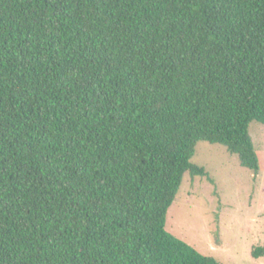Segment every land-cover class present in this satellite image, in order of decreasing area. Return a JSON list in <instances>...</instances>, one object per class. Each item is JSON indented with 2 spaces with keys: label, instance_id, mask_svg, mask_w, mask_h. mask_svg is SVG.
Wrapping results in <instances>:
<instances>
[{
  "label": "trees",
  "instance_id": "16d2710c",
  "mask_svg": "<svg viewBox=\"0 0 264 264\" xmlns=\"http://www.w3.org/2000/svg\"><path fill=\"white\" fill-rule=\"evenodd\" d=\"M251 122L264 0H0V264H220L166 214L197 142L258 175Z\"/></svg>",
  "mask_w": 264,
  "mask_h": 264
},
{
  "label": "rangeland",
  "instance_id": "374dc122",
  "mask_svg": "<svg viewBox=\"0 0 264 264\" xmlns=\"http://www.w3.org/2000/svg\"><path fill=\"white\" fill-rule=\"evenodd\" d=\"M248 133L258 175L225 147L197 142L190 163L206 176L186 173L166 214L167 232L220 264H264V256H252L264 248V125L251 122Z\"/></svg>",
  "mask_w": 264,
  "mask_h": 264
}]
</instances>
